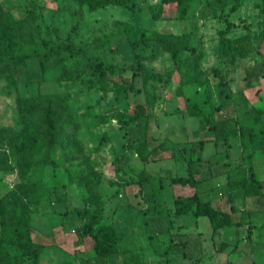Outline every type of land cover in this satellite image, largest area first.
<instances>
[{"label": "rangeland", "instance_id": "obj_1", "mask_svg": "<svg viewBox=\"0 0 264 264\" xmlns=\"http://www.w3.org/2000/svg\"><path fill=\"white\" fill-rule=\"evenodd\" d=\"M232 3L189 0L180 17L185 0L93 11L84 0H0V67L23 56L0 77V212L29 216L38 264H264V193L245 197L236 185L254 229L234 252L217 247L236 239L235 228L213 241L206 216H176L172 206L171 177L184 170L188 145L200 154L198 138L222 140L224 151L197 164L201 179L227 176L218 206L229 209L226 181L264 176V0H238L230 12ZM222 13L232 24L224 53ZM159 38L185 47L172 55ZM63 45L81 51L45 56ZM138 102L146 117L128 121ZM213 148L207 142L203 156ZM74 208L101 210L121 252L97 257L77 234L88 212ZM10 252L0 245V264Z\"/></svg>", "mask_w": 264, "mask_h": 264}, {"label": "trees", "instance_id": "obj_2", "mask_svg": "<svg viewBox=\"0 0 264 264\" xmlns=\"http://www.w3.org/2000/svg\"><path fill=\"white\" fill-rule=\"evenodd\" d=\"M86 2L88 9L93 11L100 7H104L107 4H119L123 6H127L134 2V0H84ZM238 0H233L232 5L229 7V11L233 12L236 8V3ZM189 0H185V4L181 8L180 17H183L186 14L188 8ZM219 17L224 21L225 28L219 30V40H218V48L224 53L225 48V34L231 28V22L226 18V14L222 13ZM141 32H144L141 29ZM130 33V32H129ZM135 41V40H134ZM136 42V41H135ZM134 42V43H135ZM158 42L160 45L168 50L172 55H175L180 48H184L185 46L182 44L180 47V43L175 40L165 41L164 39L159 38ZM49 52L45 54V56L49 55L52 52H58L60 50H65L69 53H78L81 51L79 48H73L69 45L63 46H51L49 47ZM23 56L17 55L11 58L9 63H5L0 67V77H9L11 68L16 64ZM137 68L141 69V65L138 62ZM217 71V70H215ZM133 77L137 76V72H133ZM223 82V81H221ZM138 92V90H136ZM196 105V104H193ZM197 113L201 114L202 111L200 108H196ZM147 115V109L145 104L142 102H138L134 108L133 112L128 116V121H138ZM203 119L200 120L202 123ZM51 138V136H49ZM216 140V139H215ZM206 140L199 139L196 141L199 148H202ZM144 146V143L140 144V146H136V153L140 154V148ZM194 145H192V151ZM141 155V154H140ZM143 156V155H142ZM141 156V158H142ZM144 157V156H143ZM143 159V158H142ZM143 160L146 161L144 158ZM200 160V156L198 155L196 158H189L187 160V171L188 176H174L171 178L172 182L178 183H190L195 184L198 180L195 179V174L199 172L197 168L198 161ZM52 161V160H50ZM250 183L249 185H244L241 182H233L228 181V186L230 189H233L240 185L241 188L245 187V193L249 195L255 194H263L264 189V178L259 180L255 177L253 172L250 173ZM140 187L142 186V180H137ZM243 184V185H242ZM227 202L229 203V209L225 207H221L218 205H213L210 201H201L198 197L197 192L185 197H177L173 200V212L175 215H185L191 214L194 217L206 216L209 220L212 235L216 234L218 230L225 226H242L247 224L245 214L241 213L238 221H234L232 219V213L236 211L235 207L232 205V195L231 192L227 194ZM74 211L80 213L82 211L88 212V218L81 223L77 227L78 237L84 238L89 237L92 241L93 251L95 255L99 258H106L121 252L120 246L118 244V235L115 230V227L110 222H103L101 219V210L98 208H94L91 210H83L80 208H74ZM32 225L30 223L29 216L23 213L18 207H13L9 211L8 217L5 218L3 213L0 212V245L10 246L14 248L13 253L10 252V256L8 258L7 264H38V256H39V244L35 242L32 238ZM240 232H238V238L236 242L233 244L232 249H236L238 240L240 238H249V234L245 236H240ZM229 243L222 241L218 246V251H223ZM123 264V263H117Z\"/></svg>", "mask_w": 264, "mask_h": 264}, {"label": "crops", "instance_id": "obj_3", "mask_svg": "<svg viewBox=\"0 0 264 264\" xmlns=\"http://www.w3.org/2000/svg\"><path fill=\"white\" fill-rule=\"evenodd\" d=\"M215 138L216 137H212L211 139H208V138H198V140L199 139H202V140H206L205 142H204V144L202 145V148H201V151H200V154H198V153H194L195 151L193 150L192 151V143L190 144V145H188V148H187V152L189 153L187 156H186V158L184 159V162H185V168H184V170L181 172V173H178V174H176V175H174V176H181V177H186V176H188V171H187V160L189 159V158H192V159H194V158H196L198 155L200 156V160L198 161V165H199V163L201 162V160H208V159H210V157L213 155V154H216L217 152L218 153H220V152H222V151H224V148H223V144H222V140H215ZM212 140V141H211ZM207 142H212L213 144H214V146H215V148H213V150L207 155V156H203V150H204V147H205V145H206V143ZM162 161H164V160H162ZM169 161V163H173V160H171V159H169L168 160ZM231 161V160H230ZM229 161V162H230ZM165 162H167V161H165ZM157 163H159V161L157 162ZM146 164V169H149V167H150V165H152L153 164V162H150V161H148V162H146L145 163ZM197 165V166H198ZM198 168H199V166H198ZM200 169V168H199ZM199 173H200V171L198 172V173H196L195 174V179L196 180H198L195 184H190V183H178V182H173V183H175V185H177V189H176V191H177V193H176V196L173 198V200L175 199V198H177V197H185V196H189V195H191V194H193L194 192H197V194H198V197L200 198V200L201 201H210L213 205H219V203L218 204H216V202H217V199H219V198H221L222 197V193L220 192V190L221 189H224V186H222V185H220V184H218V181H225V180H222V179H225V177H227V176H225L224 178H221V176H223V174H218V175H212V176H210V177H206V178H202L201 179V177L199 176ZM264 175V174H263ZM174 176H172V177H174ZM171 177V178H172ZM220 177V178H219ZM255 177L257 178V179H259V180H262L263 178H264V176H263V178H259L258 176H257V174H255ZM225 183H227L228 184V181H226ZM202 186H208V187H210V189L208 190V191H204L203 189H202ZM217 186H219V187H217ZM236 188L237 187H235V188H233V189H230V187L228 186V188H227V191L228 192H231V195H232V205L235 207V209L237 210V211H240V214L241 213H243V214H245V216H246V220L248 221V223H247V225L246 226H248L249 227V237L251 238L252 236H253V233L251 232L253 229H254V227H253V225H252V223L250 222V219H249V211L247 210V209H245V208H243V207H238V205L236 204L237 202V200H239L238 199V197H240L241 195H240V191L239 190H236ZM239 188H241V187H239ZM219 189V190H218ZM225 189H226V186H225ZM218 190V191H217ZM263 193H264V189H263ZM243 194H244V196L245 197H260V195L261 194H255V195H249V194H246L245 192H243ZM218 197V198H217ZM243 197V196H242ZM173 200H172V206H173ZM258 210H261L260 212H263L264 211V207H261L260 209H258ZM174 213V212H173ZM176 216H181V215H176ZM194 217V216H193ZM200 217V216H199ZM199 217H194V219H197V218H199ZM196 222H197V220H195ZM245 225V224H244ZM264 226V225H263ZM235 228V230H236V232L238 233V230H239V228L238 227H240V226H236V225H231V226H225V227H222V228H220L219 230H218V232L216 233V234H214V235H212V230H211V239L213 240V241H217V240H214V237L216 236V235H221V232L222 231H225V230H227V229H229V228ZM239 236H238V234H237V237H236V239L233 241V242H231L230 240H228V239H222V240H220V242H222V241H225V242H227V243H229V246H227L225 249H227V248H230V250H233L232 249V247H233V244L236 242V240H237V238H238ZM219 241V240H218ZM119 244V243H118ZM220 244V243H219ZM218 244V245H219ZM238 244H237V247H236V249H234L233 250V252L234 251H236L237 249H238ZM218 248V247H217ZM224 249V250H225ZM223 250V251H224ZM230 250H228V252H230L231 253V251ZM223 251H221V252H223ZM220 252V251H219ZM220 252V253H221Z\"/></svg>", "mask_w": 264, "mask_h": 264}]
</instances>
